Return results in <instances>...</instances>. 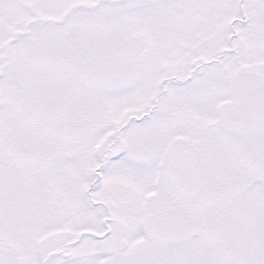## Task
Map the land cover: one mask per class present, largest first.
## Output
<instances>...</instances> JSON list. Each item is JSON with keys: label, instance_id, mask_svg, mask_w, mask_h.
Listing matches in <instances>:
<instances>
[{"label": "snow or ice", "instance_id": "obj_1", "mask_svg": "<svg viewBox=\"0 0 264 264\" xmlns=\"http://www.w3.org/2000/svg\"><path fill=\"white\" fill-rule=\"evenodd\" d=\"M0 264H264V0H0Z\"/></svg>", "mask_w": 264, "mask_h": 264}]
</instances>
